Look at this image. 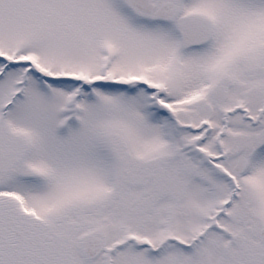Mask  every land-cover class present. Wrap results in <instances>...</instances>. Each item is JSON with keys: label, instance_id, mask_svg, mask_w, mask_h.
<instances>
[{"label": "snow or ice", "instance_id": "obj_1", "mask_svg": "<svg viewBox=\"0 0 264 264\" xmlns=\"http://www.w3.org/2000/svg\"><path fill=\"white\" fill-rule=\"evenodd\" d=\"M0 264H264V0H0Z\"/></svg>", "mask_w": 264, "mask_h": 264}]
</instances>
